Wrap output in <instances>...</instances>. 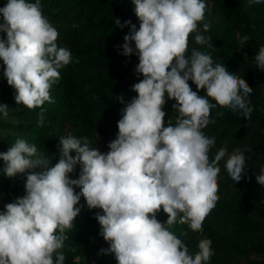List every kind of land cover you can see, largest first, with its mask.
<instances>
[{
    "label": "clouds",
    "instance_id": "obj_1",
    "mask_svg": "<svg viewBox=\"0 0 264 264\" xmlns=\"http://www.w3.org/2000/svg\"><path fill=\"white\" fill-rule=\"evenodd\" d=\"M131 2L139 28L130 19L122 23L116 18L117 27L130 29L117 48L122 47L124 56L138 57L134 74L142 79L131 86L137 95L130 102L122 94L116 97L124 107L109 151L102 153L87 136L69 134L59 138L60 159L54 166L35 144L22 138L0 152L4 176L26 175L25 195L0 211V264H64L67 232L81 212L83 205L77 207L81 197L89 210H102L94 218L109 247L99 254H113L117 264H208L215 254L211 239L201 238L198 251L192 253L171 229L180 224L203 231L205 218L220 198L219 162L225 157L230 178L242 180L244 153L249 149L228 154L220 148L210 160L216 141L203 129L216 123L212 110L218 106L250 119L253 88L215 63L210 52L192 48L189 53L190 34L196 44L213 48L211 36L205 35L211 25L201 23L205 0ZM0 33H6V39L0 37L3 76L15 90L16 105L31 110L55 103L51 88L72 62V53L58 46L59 32L44 15L40 0H7L0 7ZM249 39L244 35L241 43ZM255 62L264 70V46ZM200 90L206 94L199 95ZM169 100L175 101L177 115L165 126L164 106ZM0 114L8 118L7 104H0ZM44 122L42 110L38 126ZM77 166L79 177L73 179L69 174ZM255 179L264 186V165ZM161 210L166 222L157 219Z\"/></svg>",
    "mask_w": 264,
    "mask_h": 264
},
{
    "label": "trees",
    "instance_id": "obj_2",
    "mask_svg": "<svg viewBox=\"0 0 264 264\" xmlns=\"http://www.w3.org/2000/svg\"><path fill=\"white\" fill-rule=\"evenodd\" d=\"M207 1L215 4L241 38L248 35L250 39L242 48L236 36H220L208 31L205 35L211 36L213 45L209 49L196 44L194 35L190 34L189 53L192 48L210 52L215 63L223 64L253 88L249 95L250 106L253 108L250 119L233 113L229 108L218 106L212 110L216 123L203 129L207 136L215 137L216 141L209 151V157L210 160L214 159L220 148L226 149L228 154L237 148L249 149L244 154L251 153L260 169L264 165V70L257 68L255 56L260 47L264 46V19L260 21L249 0H205V3ZM29 2L35 3L36 0ZM6 3L7 0H0V7ZM40 3L44 15L59 32L58 46L71 51L72 62L61 70L60 81L51 88L50 95L55 103L45 102L41 107L30 110L22 104L16 105L15 90L7 84L3 76L5 66L0 60V104L9 106L10 117L21 119L20 122L0 119V130L12 131L15 140L22 138L35 144L38 153L50 158L51 166L60 159L59 138L69 134L87 136L93 146L106 153L109 151L108 143L118 133L117 122L124 107L116 97L122 94L125 102H130L137 95L131 91V86L142 79L134 74L138 57L135 54L124 56L121 54L122 47L117 48L123 45V37L130 29H121L114 23L116 18L122 23L130 19L139 28L134 5L131 0H40ZM258 26L263 27L262 32ZM0 37L6 39V33H0ZM189 84L193 91H197L191 81ZM205 94L203 90L199 91V95ZM173 103V100L166 103L165 126L170 117L177 115L172 108ZM42 110L45 122L43 127H39V114ZM217 111H222L223 117H217ZM55 125L60 128L58 139L50 142L49 131ZM15 140L8 143V139L0 135V152H6ZM3 167L4 161L0 160V198L4 194H17L25 189L26 183V175L15 178L4 176ZM75 190L80 191L79 188ZM81 205L83 207L74 221V227L67 232L69 239L65 241L63 249L66 256L64 264H79L77 252L88 243H92L98 255H101L100 249L109 247L99 235L98 221L88 215L83 197L77 207ZM204 223L207 225L206 219ZM236 240L240 239L230 242L236 256L245 257L246 261L256 256L264 259V241ZM250 264L254 263L250 261Z\"/></svg>",
    "mask_w": 264,
    "mask_h": 264
},
{
    "label": "rangeland",
    "instance_id": "obj_3",
    "mask_svg": "<svg viewBox=\"0 0 264 264\" xmlns=\"http://www.w3.org/2000/svg\"><path fill=\"white\" fill-rule=\"evenodd\" d=\"M250 6L260 21H262L264 19V4H250ZM201 23H209L211 25L209 31L216 35L236 36L242 48H244L240 34L226 22L212 1L206 2L205 17ZM258 27L262 32L263 27ZM165 109H167L166 104L164 106ZM0 119L13 122L21 121L20 118L10 116L5 119L2 114H0ZM59 130L58 125L50 129V142L58 139ZM0 135L2 138L8 139V143H12L15 140V135L10 130L1 129ZM48 148L49 145L46 146V149ZM245 157L246 168L242 174V180L238 183L230 178L224 167L227 157L219 162L221 171L218 180V195L220 198L216 207L205 218L207 225L203 222L202 232H193L187 225L176 224L172 227L173 232L184 241L192 253L198 251L197 245L201 238L212 240V248L215 254L211 257L208 264H250V261L254 264H264V259L259 256L248 261H246L245 257L236 256L230 245V242L234 241V239L250 242L264 241V186L259 185L255 179V176L259 174V169L253 160V155L246 153ZM79 172L80 168L77 166L74 172L69 175L71 178L76 179L79 177ZM24 195L25 189L15 195H2L0 198V211L4 210V205L14 202L16 198ZM97 212L102 214L100 209H88L89 216L95 217ZM160 213V215H157V219L160 218L161 222H166V214L162 210ZM182 232H186L187 235L181 236ZM76 258L79 264H117L113 254L98 255L95 253L92 243L82 247L77 252Z\"/></svg>",
    "mask_w": 264,
    "mask_h": 264
}]
</instances>
